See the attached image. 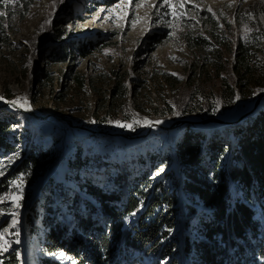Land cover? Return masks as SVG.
<instances>
[{"label":"rangeland","instance_id":"374dc122","mask_svg":"<svg viewBox=\"0 0 264 264\" xmlns=\"http://www.w3.org/2000/svg\"><path fill=\"white\" fill-rule=\"evenodd\" d=\"M10 13L6 35H1L0 103L19 101L16 106L39 114L49 112L42 116L53 114L100 133L142 135L133 141L82 136L67 124L36 123L10 108L0 109V121L9 125L8 140L13 143V136H17L18 149L1 160L0 166L18 156L20 149L33 148L36 154L48 151L45 161L28 173L18 174L9 182L8 192L0 196V254L13 250L20 264H41L40 257L53 258L56 264H74L70 256L62 259L60 252H44L37 246L40 236L31 242L26 238L24 220L41 204L39 197L49 186L48 176L58 182L66 177L64 184L76 193L71 178L77 173L91 175L93 181L111 189L116 173L122 171L118 165L126 164L129 171L137 158L145 159L148 152L172 155V140L180 133L153 128L145 135L149 124L170 126L181 118L200 119L219 113H227L229 118L239 116L238 111L250 104V97L245 94L246 99H236L231 110L224 108L222 100L216 104L222 70L191 75L190 64L198 61L202 52L187 48V40L213 33L210 17L218 23L215 33L228 37L222 56L232 62L227 47L233 50L235 35L246 39L251 29L264 35V0H32L24 17L19 18L15 10ZM53 49L59 54L66 49L65 58L57 55L50 60ZM216 51L212 47L207 52L208 63L218 58ZM258 59L264 62V40ZM261 69L256 80L264 82V67ZM77 79L82 80V86ZM76 153L107 162L108 173L76 172L69 165ZM136 167L137 172L146 173L144 164ZM161 169L147 175L156 180ZM41 208H36L38 220L44 212ZM132 257L140 264L135 255ZM253 258L257 261L253 264L262 262L257 254Z\"/></svg>","mask_w":264,"mask_h":264},{"label":"trees","instance_id":"16d2710c","mask_svg":"<svg viewBox=\"0 0 264 264\" xmlns=\"http://www.w3.org/2000/svg\"><path fill=\"white\" fill-rule=\"evenodd\" d=\"M31 4L32 0H18L5 5L0 0V12L5 13L0 16V44L10 11L22 18ZM208 22L213 33L187 40V48L202 52L190 64V74L222 70L216 104L222 100L224 108L231 110L236 99L247 95L251 104L264 91V82L256 80L264 67L258 59L264 35L256 29L246 39L235 35L233 50L227 47L233 55L230 62L222 56L228 37L215 33L217 21L209 17ZM212 47L217 48L218 58L208 63L207 52ZM65 50L59 54L53 49L50 60L57 55L64 59ZM77 82L83 85L82 80ZM244 111H238L239 115ZM225 114L219 113L228 119ZM3 122L0 161L18 150L17 136L11 143L6 132L9 125ZM173 132L180 134L172 140V155L148 152L129 171L126 164L118 165L122 171L116 173L111 189L93 181L91 175L77 173L71 178L76 193L64 184L66 177L58 182L48 176L49 186L39 197L41 204L24 220L28 241L40 236L37 246L44 252H63L74 264H136L132 255L140 264L141 260L147 264H253L257 263L254 254L262 259L258 264H264V102L236 126L184 127ZM20 150L18 159L0 166V196L8 192L9 182L18 174L28 173L48 158L47 150H38V154L33 148ZM85 156L76 153L70 167L76 172L108 173L107 162ZM136 164L147 166L146 173L137 172ZM161 168L156 180L147 175ZM41 207L44 212L38 220L36 208ZM39 260L56 264L50 257ZM0 262L20 264L19 255L13 250L2 252Z\"/></svg>","mask_w":264,"mask_h":264},{"label":"water","instance_id":"95a60500","mask_svg":"<svg viewBox=\"0 0 264 264\" xmlns=\"http://www.w3.org/2000/svg\"><path fill=\"white\" fill-rule=\"evenodd\" d=\"M264 102V91L261 92V94L259 96H257L252 102L251 104L245 109V111L240 114L239 116H237L236 118H228V119H224L222 116L217 115V116H207V117H202L200 119H196V118H181L177 121H175L174 123H172L170 126H163V125H159V124H149L148 126H146V132L145 135H148L150 133V131L155 128L161 132H171L172 130H177L180 128H184V127H206V126H222V127H232V126H236L239 125L240 123L244 122L248 117H250L256 110L257 108L261 105V103ZM2 108H10L11 110L20 113L22 115H25L27 117H31L36 121L39 122H45L48 119H52L56 122H60L63 124H67L70 128L75 129V130H80L83 133L86 134H91V135H103V136H107V137H118V138H122V139H127V140H137L142 138V135H140L139 133L135 134V135H131V134H120V133H113V134H106V133H100L97 131H93L89 128H85L82 126H78L76 124H74L73 122H71L70 120H66L60 117H57L53 114H48L45 115L43 117H39L36 116L37 114L31 111H24L22 110L20 107L11 104L9 102H3L0 103V109ZM41 187V186H40ZM38 192H36L33 196V200L36 198Z\"/></svg>","mask_w":264,"mask_h":264},{"label":"snow or ice","instance_id":"6c2138e0","mask_svg":"<svg viewBox=\"0 0 264 264\" xmlns=\"http://www.w3.org/2000/svg\"><path fill=\"white\" fill-rule=\"evenodd\" d=\"M17 2H18V0H3V3H4L5 5H7V4H9V3H13V4H15V3H17ZM164 2L167 3V0H164ZM101 11H103V9H101ZM209 11H211V9H209ZM2 15H5V13L0 12V16H2ZM12 103L15 105V104H18L19 101H13ZM117 126H119V127H129V125H124V124H119V123H117ZM15 159H18V156H13V157H12V160H15ZM12 160H10L9 163H11ZM160 171H163V169H161ZM157 175H159V172L157 173ZM20 179L22 180L23 178L21 177ZM12 183H13L14 186H16V181H13ZM17 206H18V205H17ZM12 215L15 216V213H13ZM13 226H15V225H13ZM4 231L6 232L7 229H5ZM0 239H3V233H0ZM58 255H59V257L62 258V259H63V258H66V257H65V254H64L63 252H60Z\"/></svg>","mask_w":264,"mask_h":264},{"label":"bare ground","instance_id":"6f19581e","mask_svg":"<svg viewBox=\"0 0 264 264\" xmlns=\"http://www.w3.org/2000/svg\"><path fill=\"white\" fill-rule=\"evenodd\" d=\"M18 107H20L22 110H24V111H29L26 107H22L21 105L20 106H18ZM9 110H11V109H9ZM11 111H13V110H11ZM47 113H49V112H47ZM47 113H44V114H47ZM37 115L36 116H38L39 115V117H43L42 115H44V114H39V113H36ZM21 115V114H20ZM22 116H24V115H22ZM24 117H27V116H24ZM29 120H31V121H33V122H36V123H45V124H52L53 122H54V120H52V119H48L47 121H45V122H39V121H36V120H34L33 118H31V117H27ZM56 124L57 125H60V126H62V125H65V124H61V123H57L56 122ZM66 126H68V125H66ZM70 128V127H69ZM61 130H64V128L63 129H61ZM72 130V129H71ZM73 132H76V133H78L79 135H87L86 133H83L82 131H80V130H75V129H73L72 130Z\"/></svg>","mask_w":264,"mask_h":264}]
</instances>
